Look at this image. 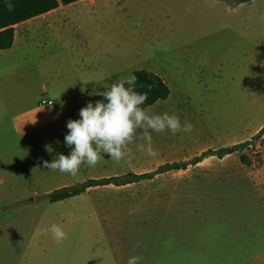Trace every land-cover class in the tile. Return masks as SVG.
I'll list each match as a JSON object with an SVG mask.
<instances>
[{"label":"rangeland","instance_id":"rangeland-1","mask_svg":"<svg viewBox=\"0 0 264 264\" xmlns=\"http://www.w3.org/2000/svg\"><path fill=\"white\" fill-rule=\"evenodd\" d=\"M217 1L101 0L96 8H85V12L96 11L93 25H86L80 8L71 22L84 26L80 30L88 38V48L78 38L79 29L73 42L64 45L50 39L52 30L36 35L37 43L42 37L50 39L42 45L48 50L40 60L52 62V73L56 65H66L72 56L86 53L111 56L115 65V74H100L98 84L91 74L58 77L69 90L50 88L47 94H57L55 103L64 118L72 114L70 99L100 94L121 77L146 70L165 75L171 89L168 101L148 110L176 114L182 124L191 122L194 130L175 135L152 133L156 157L133 145L130 159L116 163L105 156L95 167L82 165L75 177L43 167L45 160L51 162L72 150L65 141L49 153L46 146L50 142L41 141L40 147L33 148L11 139L5 146L10 157L19 149L20 162L35 177L26 181L25 188H0V264L32 261L33 252L40 249L43 253L37 258L43 262L63 261L67 251L76 254L87 246L96 249L104 232L115 230V222L126 221V229L145 227L156 239L166 228L177 230L179 218L185 223L183 229L196 232L197 237L212 236V245L219 254L225 253V261L264 264V0L242 11L237 9V0ZM30 79L26 78L27 86ZM42 80L39 94L43 86L51 85ZM85 99L76 103V110L83 108ZM238 145L246 146L222 159L213 156L189 165L185 171L152 180L129 178L154 173L165 164L189 162L209 150ZM37 175L42 177L41 184ZM91 178H118L124 186L116 187L115 182L76 198L50 202L49 195L63 189L52 187L65 182L76 187ZM121 198H136L129 202L136 204H122ZM146 201L148 206L137 204ZM144 209L154 219L147 226L140 221ZM134 220L137 225L131 226ZM53 224L68 234L62 247L52 238L49 229Z\"/></svg>","mask_w":264,"mask_h":264},{"label":"crops","instance_id":"crops-1","mask_svg":"<svg viewBox=\"0 0 264 264\" xmlns=\"http://www.w3.org/2000/svg\"><path fill=\"white\" fill-rule=\"evenodd\" d=\"M99 1L101 0H82L70 5H60L53 11L16 25L14 27L15 39L12 48L0 51V188H25L26 181L34 180L35 177H32L31 172L24 166V162H20L19 154L21 153L19 149V152L10 157L9 149L5 146H9L11 139L20 140L25 147L28 145L38 148L41 141L50 142L49 144H52L51 148L58 146V143L65 141V136L69 131L67 122L80 119V110L75 109L76 103L83 98L94 96L83 94L79 98H74V100L70 99L72 114L69 118H64L59 109V104L55 103L57 94H53L55 95L53 97L47 94L50 88L54 92L60 88L69 90V86L64 85L58 77L73 78L91 74L96 78L94 84H98L100 74L109 76L115 74V65L111 64V56H86L88 53L83 54V56H72L68 64L56 65L54 73H52L54 65L51 61L45 58L40 60V57L44 56L43 53L48 50L42 45H45L50 39L59 42L61 45L72 43L76 29H79L78 38H83L82 43L88 48V38L84 37L80 30L84 26L80 24L79 27H76L71 22L76 20L74 12H78V8H80L84 11L82 16L86 21V25L89 22V26L93 25L94 23L91 22L95 21L96 11L85 12V8L88 6L96 8ZM212 1L218 2L217 0ZM256 1L239 3L237 9H241V11L248 9ZM99 15L101 16L102 13L99 12ZM46 29L54 31L52 37L50 39L42 37L40 42L37 43L36 35H40ZM34 44L41 46H33ZM37 60L39 61L38 64H34ZM135 72L133 71L131 76H134ZM149 72L153 73L152 71ZM156 75L160 76L169 86V80L165 75ZM26 78H31L32 83L28 86L26 85ZM43 78H45L47 84L50 82L51 85L50 87L43 86V93L39 94ZM54 78L58 80H54ZM43 101H51L53 104L44 105ZM68 152L70 153L71 150ZM68 152L63 151L66 155H69ZM41 178L37 175L38 184H41ZM90 180L101 179L91 178ZM50 186L47 185V187ZM68 187L73 186L65 182L52 188ZM46 194L48 195V193ZM133 200H136V198H121L119 201L122 204L125 202H127L125 204H136V201L129 203ZM166 201L172 203L175 200L168 199ZM137 204L148 206L147 201ZM145 211L144 209L140 214L142 217L141 223L144 221L142 226H147L151 221L154 222L153 216L151 215V218L148 216L150 214L144 213ZM145 217L147 218L145 219ZM116 220L118 221V219ZM137 222L138 220H134L131 222V226H136ZM125 224L126 221L121 222V224L115 222V230L113 232L109 231V233L105 231L96 249L87 246L80 253L74 254L73 251H67L65 260L46 262L40 261V256L37 258V255L43 253V250L40 249L33 252L34 259L32 261L20 264H127L128 259L132 256H143V260L139 261L138 264H231L228 260L225 261V253L221 252L219 254L217 246L212 245V236L199 238L196 232L183 229V227H186L183 219L179 218V222L175 227L177 230L166 228L156 239H153L150 235L153 232L152 230L150 231L145 227H143V229H146L145 231L143 229H126L123 228ZM160 225L164 227V224ZM44 253L48 252L44 251Z\"/></svg>","mask_w":264,"mask_h":264},{"label":"clouds","instance_id":"clouds-1","mask_svg":"<svg viewBox=\"0 0 264 264\" xmlns=\"http://www.w3.org/2000/svg\"><path fill=\"white\" fill-rule=\"evenodd\" d=\"M5 3L8 11L14 10L12 0ZM136 82L135 76L121 77L99 94L103 100L94 104L90 101L81 108L80 119L67 122L69 131L65 144L72 149L70 154L61 153L51 162L45 160L43 167L75 177L82 165L95 167L105 156L116 163L130 159L133 145L149 157H156L158 150L153 146L152 133L168 131L175 135L194 130L191 122L185 120L182 124L176 114H155L143 107L148 93L136 91ZM46 150L52 151L50 146H46ZM49 230L55 243L62 247L68 239L67 232L57 224L51 225ZM142 260L143 256H132L127 264H138Z\"/></svg>","mask_w":264,"mask_h":264},{"label":"trees","instance_id":"trees-1","mask_svg":"<svg viewBox=\"0 0 264 264\" xmlns=\"http://www.w3.org/2000/svg\"><path fill=\"white\" fill-rule=\"evenodd\" d=\"M82 0H12L14 5L13 11H8L6 7L5 0H0V51L8 50L12 48L15 39V29L14 27L20 23L48 13L57 9L60 5H70ZM238 3H250L253 0H237ZM134 76L137 78L136 91L140 93L147 92L148 98L143 105L146 109L156 105L159 102H163L169 99L171 95V90L168 84L158 75L151 73L146 70L136 71ZM127 86V85H126ZM107 90V89H106ZM104 97L99 94L92 97L86 98L82 104V107H86L88 102L93 104L97 100H103ZM264 132V129L261 133ZM260 133V135H261ZM246 145L233 146L226 149H221L217 151L209 150L204 152L202 155L194 157L191 161L185 163H171L165 164L159 167L154 173L142 174V175H132L131 178L134 181H140L142 179L152 180L157 175L164 173H169L173 171H185L189 165H198L202 163L205 159L209 157H218L222 159L224 156L234 154L238 152L242 147ZM245 158H243V161ZM116 182V186L121 185L120 179L110 178L101 180H88L83 184H79L76 187H68L60 190H56L54 193L49 195V200L51 203H58L66 201L71 198L78 197L86 193L91 188L104 187L113 185ZM130 184V183H128ZM125 184V185H128Z\"/></svg>","mask_w":264,"mask_h":264},{"label":"built area","instance_id":"built-area-1","mask_svg":"<svg viewBox=\"0 0 264 264\" xmlns=\"http://www.w3.org/2000/svg\"><path fill=\"white\" fill-rule=\"evenodd\" d=\"M42 103H43L44 105H52V104H53V102H51V101H50V102H48V101H43Z\"/></svg>","mask_w":264,"mask_h":264}]
</instances>
